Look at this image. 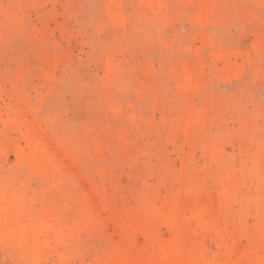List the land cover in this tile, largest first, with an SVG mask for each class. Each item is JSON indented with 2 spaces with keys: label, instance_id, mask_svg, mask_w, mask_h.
<instances>
[{
  "label": "rangeland",
  "instance_id": "374dc122",
  "mask_svg": "<svg viewBox=\"0 0 264 264\" xmlns=\"http://www.w3.org/2000/svg\"><path fill=\"white\" fill-rule=\"evenodd\" d=\"M0 264H264V0H0Z\"/></svg>",
  "mask_w": 264,
  "mask_h": 264
}]
</instances>
